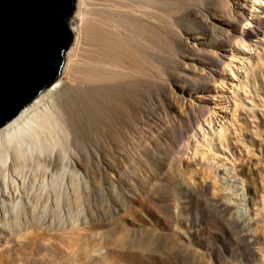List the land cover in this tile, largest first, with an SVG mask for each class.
Here are the masks:
<instances>
[{
	"label": "rangeland",
	"instance_id": "1",
	"mask_svg": "<svg viewBox=\"0 0 264 264\" xmlns=\"http://www.w3.org/2000/svg\"><path fill=\"white\" fill-rule=\"evenodd\" d=\"M206 5L181 21L161 109L127 144L100 157L94 143L69 141L72 167L34 163L9 197L0 190V264H264V0ZM188 115L167 152L160 137ZM216 201L233 220L257 219L253 251Z\"/></svg>",
	"mask_w": 264,
	"mask_h": 264
},
{
	"label": "bare ground",
	"instance_id": "2",
	"mask_svg": "<svg viewBox=\"0 0 264 264\" xmlns=\"http://www.w3.org/2000/svg\"><path fill=\"white\" fill-rule=\"evenodd\" d=\"M208 1L78 0L76 23L68 22L76 40L68 53L65 77L0 128L1 196L9 197L14 179L21 180L22 172L34 163L44 162L54 173L63 172V164L72 167L69 141L78 150L82 140L94 143L100 157L127 144L145 125V116L154 118L161 109L165 85L161 79L167 77L162 74L173 67L179 52L176 30L181 21L190 14H202ZM260 34L255 30L248 36ZM150 105L151 113L147 111ZM188 116L189 122L181 119L160 137L159 144L167 146V152H174L193 122L194 117ZM210 161L207 158L206 164ZM188 191L203 193L204 189L197 186ZM212 204L230 232L253 251L250 229L257 219L252 223L246 218L233 220L229 206L218 201Z\"/></svg>",
	"mask_w": 264,
	"mask_h": 264
},
{
	"label": "water",
	"instance_id": "3",
	"mask_svg": "<svg viewBox=\"0 0 264 264\" xmlns=\"http://www.w3.org/2000/svg\"><path fill=\"white\" fill-rule=\"evenodd\" d=\"M76 0H0V128L61 76Z\"/></svg>",
	"mask_w": 264,
	"mask_h": 264
}]
</instances>
